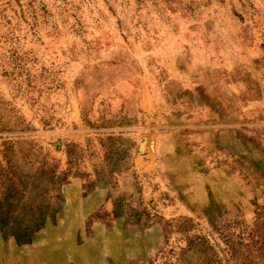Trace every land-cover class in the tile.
Instances as JSON below:
<instances>
[{"label": "rangeland", "instance_id": "1", "mask_svg": "<svg viewBox=\"0 0 264 264\" xmlns=\"http://www.w3.org/2000/svg\"><path fill=\"white\" fill-rule=\"evenodd\" d=\"M0 264H264V0H0Z\"/></svg>", "mask_w": 264, "mask_h": 264}]
</instances>
